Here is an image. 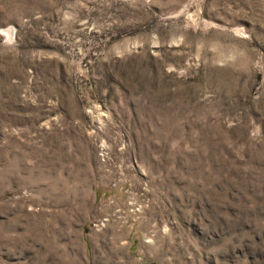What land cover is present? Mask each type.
<instances>
[{
	"label": "rangeland",
	"instance_id": "rangeland-1",
	"mask_svg": "<svg viewBox=\"0 0 264 264\" xmlns=\"http://www.w3.org/2000/svg\"><path fill=\"white\" fill-rule=\"evenodd\" d=\"M0 264H264V0H0Z\"/></svg>",
	"mask_w": 264,
	"mask_h": 264
},
{
	"label": "bare ground",
	"instance_id": "bare-ground-1",
	"mask_svg": "<svg viewBox=\"0 0 264 264\" xmlns=\"http://www.w3.org/2000/svg\"><path fill=\"white\" fill-rule=\"evenodd\" d=\"M11 30V29H10ZM10 30H5V33L9 36H12V33H10Z\"/></svg>",
	"mask_w": 264,
	"mask_h": 264
}]
</instances>
